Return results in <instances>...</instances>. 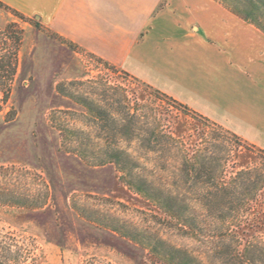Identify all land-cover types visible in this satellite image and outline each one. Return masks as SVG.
I'll return each instance as SVG.
<instances>
[{"label":"rangeland","instance_id":"obj_1","mask_svg":"<svg viewBox=\"0 0 264 264\" xmlns=\"http://www.w3.org/2000/svg\"><path fill=\"white\" fill-rule=\"evenodd\" d=\"M14 18L21 27L27 23ZM84 62L83 75L75 80L93 84L69 85V92L96 101L99 97L95 91L106 85L120 87L124 102L142 122L175 137L176 148L165 159L142 147L137 139L116 141L129 149L139 165L133 178L148 180L160 189H143L146 193L142 194L128 185L130 178L114 165L93 167L94 158L83 161L67 153L61 146L63 136L50 122L51 114L61 109L72 111L67 119L70 129L90 137L92 144L103 146L105 141L97 139L87 110L58 94L57 85L69 80H49L38 66L22 63L10 101L0 112V260L7 263L14 259L9 249L18 244L19 264H84L92 258L105 264H168L158 253L165 251L175 257L170 249L187 252L201 264H221L222 241L233 244L231 238L221 237V231L227 228L239 237L240 253L249 242L264 245V186L250 201L239 227L231 219L212 218L203 199L209 189H188L180 176L182 160L195 156L218 160L214 166L224 183H230L241 170L264 174V153L243 140H238L239 145L232 135L211 122L157 99L151 89L97 59L86 56ZM57 118L65 121L61 114ZM72 136L67 133V145L75 146ZM164 160L165 171L159 163ZM148 195L159 196L170 207L185 212L187 219L198 224L197 232L172 218L155 202L156 198ZM74 204L82 215L72 208ZM99 221L125 225L134 235L135 229L147 230L157 253L109 231ZM160 239L163 243H158ZM32 242L36 254L26 259Z\"/></svg>","mask_w":264,"mask_h":264},{"label":"crops","instance_id":"obj_2","mask_svg":"<svg viewBox=\"0 0 264 264\" xmlns=\"http://www.w3.org/2000/svg\"><path fill=\"white\" fill-rule=\"evenodd\" d=\"M0 2L43 26L22 25L19 65L38 66L49 80L71 81L82 77L84 57L100 60L264 150V32L224 4ZM14 21L0 8V29Z\"/></svg>","mask_w":264,"mask_h":264},{"label":"trees","instance_id":"obj_3","mask_svg":"<svg viewBox=\"0 0 264 264\" xmlns=\"http://www.w3.org/2000/svg\"><path fill=\"white\" fill-rule=\"evenodd\" d=\"M226 7H228L233 13L238 15L245 21L254 24L257 28L264 32V0H216ZM0 8L12 12L14 16L19 18L23 22L30 23L38 29H43L42 24L35 20L30 19L14 9L4 5L0 2ZM24 41V29L17 23H9L5 29L0 30V112L3 107L7 105L10 101L12 94L13 84L17 75L19 66V52ZM99 63L102 61L98 60ZM104 64V63H102ZM111 70H116L104 64ZM125 76L132 80L143 84L147 88L151 89L155 94L157 99L165 100L171 102L177 110L183 112L187 115H196L201 118L206 123H212L215 127L221 128L228 134L232 135L233 140L239 143L238 140H242L236 134L225 129L223 126L212 122L203 115L197 113L196 111L189 108L187 105L177 101L173 97L166 95L165 93L155 90L149 85H146L127 73L121 72ZM88 83L93 84L90 81ZM87 82L84 81H69L61 82L57 85V92L61 96L69 99L75 104H81L88 112L90 117V123L94 126L96 130V136L99 140H104L103 146L92 144L90 137H82L81 133L78 131L70 129L67 124V119L72 114L69 109H61L55 111L50 116V122L52 127L56 129L62 136L63 139L61 146L67 152L75 154L83 161H88L90 158H94V162L91 163L93 167H103L108 164L114 165L117 170L127 175L130 178L128 185L134 189H137L140 193H146L143 189H160V186H155L152 182L148 180H135L133 178V172L139 167L137 163L129 155V149L122 148L117 142L118 139L121 141H132L139 140L142 147H145L152 151L153 153H159L162 158L165 159L166 154H169L172 149L176 148V139L172 135L166 134L161 131L160 127H151L148 122H142L140 116L137 115L135 110L126 105L124 102L125 95L122 93L123 90L120 87H107L101 89L100 91H95L94 94L96 99H88L87 97L77 98L74 93L68 91L67 86H82ZM109 88V89H106ZM122 91V92H121ZM98 100V101H97ZM57 114L63 115L65 120L61 121L57 118ZM145 119V117H143ZM93 128V127H92ZM71 132L72 137H75L74 144L67 145V133ZM117 141V142H116ZM244 141V140H243ZM246 142V141H244ZM247 143V142H246ZM249 144V143H247ZM252 148H256L254 145L249 144ZM262 153L264 150L259 149ZM218 160L212 157L195 156L191 158H185L182 160L180 176L183 186L188 189H209L205 194L203 199L205 200V205L207 207V212L212 218L218 219L220 221H225L226 219H231L232 222L238 223L241 226V220L245 211H248L250 207V201L256 198V193L260 191V188L264 186V174L255 173L254 171L241 170L237 172L235 178L230 183H224L221 180L222 174L218 173L214 163ZM161 163V170H167L166 160ZM256 174V175H255ZM255 175V176H254ZM177 185L179 183H176ZM214 189V191L210 190ZM148 197L156 198L155 201L162 206V209L169 214L172 218H177L182 225L186 227H192V229H198V224L187 219L185 212L181 209H175L167 205L168 201L161 199V197H156L155 195H148ZM169 206V207H168ZM80 215L83 213L74 204L72 207ZM93 222V221H92ZM101 225L108 229L109 231L120 235L121 237L130 240L138 245L147 247L148 250L157 253V246L154 248V239L147 237L149 234L147 230L135 229L137 235H134L129 231L128 227L125 225L118 227L110 223L101 222ZM189 225H185L183 223ZM238 227V226H237ZM146 232V233H145ZM221 237H229L233 240V244H225V240L222 241V248L219 252L221 264H264V245L249 242L245 247L244 252L240 253L238 251V245L240 243L237 234H233L229 228L222 233ZM34 242V241H33ZM31 243V248L25 253L26 259H33L37 247L35 243ZM158 243H163V241L158 240ZM235 244V245H234ZM14 248V249H13ZM13 250V251H12ZM172 253L176 254L175 257L171 253L165 251H159L158 255L162 261L168 264H201L197 259L192 258L187 252L176 251L170 249ZM10 257L14 259L8 260V262H3L0 260V264H19V246L15 244L9 249ZM258 253L263 255L257 256ZM34 264V263H31ZM84 264H105L102 261L92 258L86 261ZM110 264V263H107Z\"/></svg>","mask_w":264,"mask_h":264}]
</instances>
